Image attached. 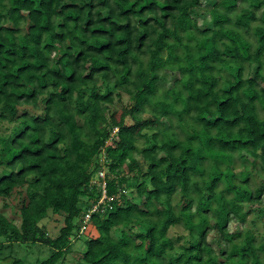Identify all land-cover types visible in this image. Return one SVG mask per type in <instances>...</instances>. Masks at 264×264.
Here are the masks:
<instances>
[{
    "label": "trees",
    "instance_id": "trees-1",
    "mask_svg": "<svg viewBox=\"0 0 264 264\" xmlns=\"http://www.w3.org/2000/svg\"><path fill=\"white\" fill-rule=\"evenodd\" d=\"M204 1L0 0V251L264 264V0ZM102 169L112 199L85 221Z\"/></svg>",
    "mask_w": 264,
    "mask_h": 264
},
{
    "label": "rangeland",
    "instance_id": "rangeland-1",
    "mask_svg": "<svg viewBox=\"0 0 264 264\" xmlns=\"http://www.w3.org/2000/svg\"><path fill=\"white\" fill-rule=\"evenodd\" d=\"M209 4L210 3L207 0L204 1V7H208ZM204 17L205 16H203V17L198 16L197 19L199 22H202L205 19ZM164 73H166L167 75H166V77H161V79H162L161 83L165 87H169L173 84L176 77L171 75L168 71H165ZM251 73H252V71H251ZM115 101L116 102L114 105L116 107L130 106V104H131L130 101H128V97H126V96L123 97L121 103L117 99ZM142 116H143L142 113L137 115L138 118H141ZM10 127H11V125L7 122H3L0 124V129H1V131H4V132H6L5 131L6 128L9 129ZM125 194H126L127 198H129L131 195H134V193L131 194V192L128 189H127V193H125ZM118 199H119L118 200L119 203H121L122 197L120 196ZM261 200H262V204H263L264 203V195L262 196ZM8 202H10V201H8ZM0 206H1V204H0ZM5 214L7 216H12L14 214V207H11L10 203H9L7 210H5ZM251 217H252V215L248 216L247 221H249V219ZM40 224L45 227L47 233L51 237H56L59 233L60 228L64 225L63 216L62 215H55L53 213H49L48 217H45L44 219L40 220ZM233 226H234V223L231 222L230 228H233ZM249 226H251L249 224V222H246L244 225V227H246V228ZM118 229L120 230V228H118ZM87 231H92L93 235H97V233L95 232L96 230H94L90 224L87 225V230H85V232H84L83 228L80 229L79 234H81L83 236V234L85 235V233ZM174 232H178L179 234L186 233L180 227L173 228L170 233H174ZM116 233H117V230L112 231V235H115ZM83 237H85V236H83ZM214 238H215V233L211 232L208 236V240L210 243H213L215 250L218 252L219 248L216 246L217 243H215L213 241ZM86 240H87L86 237L84 238V240L75 239L71 245V252L69 253L68 257L65 260H60L59 263H57V264H74L76 262L75 260L77 259L78 254L85 250V241ZM0 242H1V240H0ZM3 244H4L5 248H3L0 251V258L1 259L10 256L11 258H18V259L23 260L24 264H35L37 261L47 258L50 254L49 248H47L43 245H39V244H35V245L14 244L10 248H6L7 245H5V242ZM220 259L222 260V258H220Z\"/></svg>",
    "mask_w": 264,
    "mask_h": 264
},
{
    "label": "built area",
    "instance_id": "built-area-1",
    "mask_svg": "<svg viewBox=\"0 0 264 264\" xmlns=\"http://www.w3.org/2000/svg\"><path fill=\"white\" fill-rule=\"evenodd\" d=\"M117 131V129L113 130V134ZM93 183L97 184V186L99 187L98 189H100V197L96 200V202H91V206L89 208V210L85 213L84 215V220L87 221L90 216L95 213L98 212L101 207V205L103 203H105V201H110L112 199V197L107 196L106 194V184H105V172L104 170H99L97 172V175L95 176V178L92 180Z\"/></svg>",
    "mask_w": 264,
    "mask_h": 264
}]
</instances>
